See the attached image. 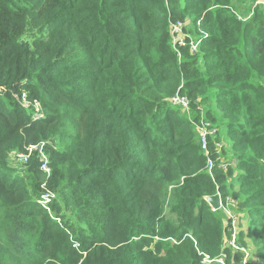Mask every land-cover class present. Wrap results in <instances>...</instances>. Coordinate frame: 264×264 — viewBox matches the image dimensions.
<instances>
[{
	"label": "trees",
	"instance_id": "1",
	"mask_svg": "<svg viewBox=\"0 0 264 264\" xmlns=\"http://www.w3.org/2000/svg\"><path fill=\"white\" fill-rule=\"evenodd\" d=\"M256 2L0 0V264H243L244 250L264 264ZM188 19L178 53L171 27ZM218 192L249 222L242 251L206 200Z\"/></svg>",
	"mask_w": 264,
	"mask_h": 264
},
{
	"label": "built area",
	"instance_id": "2",
	"mask_svg": "<svg viewBox=\"0 0 264 264\" xmlns=\"http://www.w3.org/2000/svg\"><path fill=\"white\" fill-rule=\"evenodd\" d=\"M264 3V0H261ZM257 5L258 2H256ZM188 26V25H187ZM171 34L173 37V47L174 49L179 53V49L183 46H185V39L187 37V34L185 33V24L182 21H178L175 24L172 25L171 27ZM200 40L197 42H194L192 40L191 42V50L193 53L197 51V48L200 44ZM180 55V54H179ZM171 104L173 106H176L178 108H181L183 110H188L190 108V99L187 96H181L180 94H177L175 97L171 99ZM39 116L36 115V119H38ZM216 133V130L212 128V125L209 122H202L201 126L199 127V139L201 141V146L202 150L205 153H208L209 150V144H210V137H212ZM218 153H221V150L223 149V146L221 143H218L216 145ZM35 148L30 149L29 154H17L15 157L18 159L19 163H26L30 156L32 155V150ZM208 170L211 172V170L214 167V163L212 160L208 161ZM41 169L49 176L51 174V169L48 166L47 163H42ZM218 194H220L218 192ZM52 196L51 193L48 195L44 196L42 201H39L44 207H47V203L49 201V197ZM221 196V195H220ZM237 208V202L233 200L230 197H227L226 201L224 202L223 199L221 198V209L223 210L225 214V218L227 220L228 225H232L234 230H232V235L231 239H228L226 241L227 247L233 249L234 251H242L243 248H241L237 244V237H238V224L240 221V218L235 212ZM231 222V224L229 223ZM245 253V258L243 260V264H248L249 260V253L247 250H244ZM225 258L226 254H222L220 258L217 260L218 263L220 264H225ZM207 262H210L206 260Z\"/></svg>",
	"mask_w": 264,
	"mask_h": 264
},
{
	"label": "rangeland",
	"instance_id": "3",
	"mask_svg": "<svg viewBox=\"0 0 264 264\" xmlns=\"http://www.w3.org/2000/svg\"><path fill=\"white\" fill-rule=\"evenodd\" d=\"M257 2H258V4L259 5H264V3L261 1V0H257ZM245 3H248L247 1L245 2ZM254 9H255V7H254ZM192 21L190 20V19H188V21H187V25L188 26H186V27H188L186 30H185V33L186 34H189L191 31H190V29H189V27H190V25H191V27H192V23H191ZM191 23V24H190ZM193 28V27H192ZM192 32L196 35V30H192ZM190 36H191V38H192V40H193V35L192 34H190ZM195 39H197V36H196V38ZM194 39V40H195ZM193 40V41H194ZM195 42V41H194ZM36 110H39V106H36ZM186 112V111H185ZM188 112V111H187ZM223 142V141H222ZM222 146L224 147V143H222ZM223 150V149H222ZM222 150H221V152H222ZM10 161L12 162V163H19V161H18V159L15 157V155H12V156H10ZM240 214H241V216H240V224H241V226H240V230H241V232L242 231H245L246 233H247V231H248V229H249V222L248 221H246V215L244 214V213H242V212H240ZM221 217H222V220H223V224H224V226L227 224V220H226V218H225V216L223 215V213L220 215ZM227 234V233H226ZM246 241H247V239H246Z\"/></svg>",
	"mask_w": 264,
	"mask_h": 264
},
{
	"label": "water",
	"instance_id": "4",
	"mask_svg": "<svg viewBox=\"0 0 264 264\" xmlns=\"http://www.w3.org/2000/svg\"><path fill=\"white\" fill-rule=\"evenodd\" d=\"M207 202L209 203V205L211 206V209L213 211H219L221 209V196L220 194H216L214 196L208 197L206 198ZM208 263V262H205Z\"/></svg>",
	"mask_w": 264,
	"mask_h": 264
}]
</instances>
